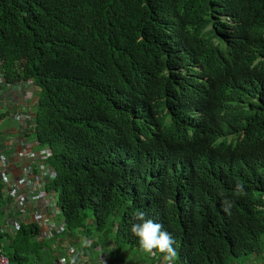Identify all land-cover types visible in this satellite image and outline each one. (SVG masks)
I'll return each instance as SVG.
<instances>
[{
	"label": "trees",
	"instance_id": "obj_1",
	"mask_svg": "<svg viewBox=\"0 0 264 264\" xmlns=\"http://www.w3.org/2000/svg\"><path fill=\"white\" fill-rule=\"evenodd\" d=\"M0 79L36 87L63 242L162 263L144 211L175 264H264V0H0ZM40 234H6L10 264H72Z\"/></svg>",
	"mask_w": 264,
	"mask_h": 264
},
{
	"label": "built area",
	"instance_id": "obj_2",
	"mask_svg": "<svg viewBox=\"0 0 264 264\" xmlns=\"http://www.w3.org/2000/svg\"><path fill=\"white\" fill-rule=\"evenodd\" d=\"M8 90L6 97L0 98V108L6 113L0 112V122L5 119L15 124L19 139H8L7 154L0 153V236H14L22 225L30 224L40 231L39 239L44 238L54 245L65 233L66 223L55 220L59 213L58 198L46 190L47 184L58 177V171L50 163L52 151L36 139L29 141L34 124H28L34 123L37 105L34 86L32 81H25ZM1 248L0 242V264H10ZM65 251L69 259L76 258V264L91 263L90 255L74 245L66 244ZM94 251L98 252L99 263L107 264V254L99 248ZM58 263L66 264V259Z\"/></svg>",
	"mask_w": 264,
	"mask_h": 264
},
{
	"label": "clouds",
	"instance_id": "obj_3",
	"mask_svg": "<svg viewBox=\"0 0 264 264\" xmlns=\"http://www.w3.org/2000/svg\"><path fill=\"white\" fill-rule=\"evenodd\" d=\"M34 90H36L35 86H34ZM35 97H37L36 101L38 104V96L36 92H35ZM36 106L34 107V110ZM229 140H230L229 138L227 139H224V138L214 139L213 138L210 143H217V144H221L222 146L226 147L229 145ZM50 183L51 182L47 184L46 190L48 192H52L53 194L57 195V197L55 198H59L58 196L59 193L52 188ZM234 195L237 197L246 195L245 187L239 181H237L235 185ZM232 203H233L232 201L228 199H224L221 205L223 208V211L230 214ZM58 204H59V200H58ZM58 211L59 213L57 214V216L59 214H62V210L60 209V207ZM55 220H57V218H55ZM133 220L136 222H134L131 225V233L138 239L140 249L149 255H156L157 252L162 254L163 264H175L176 259L178 257V252L176 248L174 247L176 241L171 235V233L163 230V225H161L160 223H157L153 219L148 218L147 213H145L144 211H137V213L133 217ZM59 221H65L63 216H62V220H59ZM65 223H66V231L59 238L60 239L59 241H62L63 239L62 237H64L68 233V225L66 221ZM48 242H51V241H48ZM72 264H76L75 257L72 258Z\"/></svg>",
	"mask_w": 264,
	"mask_h": 264
},
{
	"label": "crops",
	"instance_id": "obj_4",
	"mask_svg": "<svg viewBox=\"0 0 264 264\" xmlns=\"http://www.w3.org/2000/svg\"><path fill=\"white\" fill-rule=\"evenodd\" d=\"M8 92H10L8 89H6V92H0V98L2 99V97H4V96L6 97V94ZM0 112H2V114H4V115L6 114L4 112L3 107L0 108ZM3 121L4 122H0V153L3 152V153H6L7 154V151H6V143L8 142V139H10V138L19 139V135L17 133V127H16L15 124L14 125L13 124H9L8 120H5V119H3ZM30 140H32V139L30 138L29 141ZM2 236L3 237H0V242L2 243V248L1 249L3 251L4 244H5V238H6L5 236L6 235H2ZM59 240H57V241H59ZM57 241L54 242V245L55 246L53 245L52 242H50V244L54 248H61L62 247L64 249V251H65L66 244L74 245V246H76L79 249L80 252L88 253L90 255V258H91V263L90 264H102V263H99V255H98V252L97 251H94V249H92V248L81 249V247L79 245H77V244H72L70 242H63V241H60L58 243ZM95 256H97L98 258L96 259ZM107 257H108V254H107ZM112 262L115 263L113 260H111V257L109 256V261L107 262V264H112Z\"/></svg>",
	"mask_w": 264,
	"mask_h": 264
},
{
	"label": "rangeland",
	"instance_id": "obj_5",
	"mask_svg": "<svg viewBox=\"0 0 264 264\" xmlns=\"http://www.w3.org/2000/svg\"><path fill=\"white\" fill-rule=\"evenodd\" d=\"M28 81H30V80H28ZM34 123H32V124H28V125H33ZM31 139H35L33 136L31 137ZM57 220L59 221V220H62V214H59L58 216H57ZM262 248L264 249V245L262 246ZM95 258L97 259L98 257L97 256H95ZM112 259H113V261H114V257H112ZM127 259L128 258H126L125 260L127 261ZM116 264H120V263H118L117 261H114ZM130 262H133V260L132 259H130ZM138 264H146V262H144V261H136ZM62 263H65V262H63L62 261ZM125 263H127V262H125ZM155 264H163V262L162 263H155ZM246 264H250L249 263V261H247V263Z\"/></svg>",
	"mask_w": 264,
	"mask_h": 264
}]
</instances>
